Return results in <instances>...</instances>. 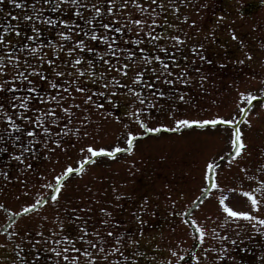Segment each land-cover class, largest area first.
<instances>
[{"label": "rangeland", "instance_id": "374dc122", "mask_svg": "<svg viewBox=\"0 0 264 264\" xmlns=\"http://www.w3.org/2000/svg\"><path fill=\"white\" fill-rule=\"evenodd\" d=\"M141 3L150 4V0H141ZM31 4L32 0H24V5ZM203 4L207 7H201ZM24 5L16 8L9 0H2L0 4V28L1 22L5 19L9 27L18 26L22 33L21 37H17L15 33H5L14 44L16 41L23 43L24 36L32 35V24L25 21L23 16L31 15L33 9ZM44 9L45 15L55 17L62 14L64 18H68V13L63 9L57 12H52L46 6ZM122 11L129 14L131 18L125 19L121 14L119 20L113 21L114 26L125 30L131 27L132 31L127 32V37L143 36L144 33L137 32V26L132 21L136 19L150 21L151 18L146 15L141 16L131 4ZM221 14L224 19L217 25V16ZM183 15H188L189 20H195L196 25L192 26L189 22L178 19ZM165 16L177 27L169 29L167 25L159 24L155 27L156 32L167 29L169 35H175L182 34L179 29H183V32L187 33L191 39L183 47L182 52L188 54V46L193 41H198L205 44V56L213 60L211 66L201 65L209 76L204 91L196 87L195 79L192 86H184V90L193 97L196 106L177 105V109L172 111L169 107L171 101L166 102L161 99L160 106L150 108V114H145L144 119L149 127L160 125H166V127H160L157 132H148L146 128L142 129L139 125H130L128 130L141 133L134 141L132 153H117L114 157L105 155L94 157V163H86L83 166V173L69 174L64 182L65 187L62 189L58 204L54 205L49 200L47 204H41L36 209H29L27 213L21 211L28 204L34 203L41 194L47 195L51 191L43 185L53 182L55 175L61 173L69 164L73 167L77 166V161L87 155V153H80L81 147L87 144H92L94 147H107L116 143L122 147L125 146L123 133L126 130L123 123L115 121L112 116H106L105 113L120 116L126 123L127 118L124 113L129 109L130 98L127 95H118L113 97L116 103H112L106 98L110 93L105 92L104 96L94 94L93 98L102 103L104 108L99 110L95 107L88 108L89 119L92 121L87 127L90 133L88 137L62 135V147L48 152L47 156L41 155L36 161L27 160L26 157L27 162L32 163L33 167L19 174V180L5 183L3 177H0V203L4 205L0 208V244L7 245L6 248H0V256L5 257L0 264H10L17 254L24 256L26 261L31 260V253L34 250L31 249L29 240L41 239L35 235L36 232L43 231L46 237H51L47 242L49 248L55 247L62 251L63 248L68 247L66 243L60 245L54 243V240L60 238L56 234L60 232L55 223L56 216L59 214L64 220L65 234L75 235L76 229L69 223L71 213L63 209L65 207L81 208L85 205L92 211L87 214L81 213V215L89 217L90 228H97L102 234L109 230L114 234L125 231L134 240H141L139 246L125 244L121 251L125 256H134L136 252H143L145 255L130 261L120 259L119 264H168L169 260L175 264L177 257H173L168 249L183 255L180 264H213L211 259L208 261L203 259L202 249L207 248L209 244H214L215 241L206 232L204 243L201 244L197 239L198 229L191 222L195 220L197 225L208 231L216 227L219 223L217 217L222 219L224 215L219 205L221 195L226 194L229 197L226 203L235 210L247 207L246 198L240 193L249 189L250 182L241 184L242 173L239 172L237 165L251 166L255 170L261 161L260 153L264 152V93H262L264 90V4L261 0H189L188 6L181 5L180 12L175 16L171 10L162 13L161 19ZM109 19L111 17L107 16L103 22ZM77 22L83 26V21L79 18ZM35 23L38 26L41 25L40 21ZM196 28L200 31L197 32ZM229 29L236 32L238 40L231 38ZM213 30L216 36L215 41L210 37L205 40L206 34ZM0 32L3 30L0 29ZM42 32L40 39L45 45L50 41L60 42L53 26H48L46 31L42 28ZM80 36L82 37L83 34L81 33ZM238 41H243L244 47H241ZM160 42L164 43L163 39ZM117 43L119 44L120 41L118 40ZM127 46L137 47L130 40L127 41ZM167 46L171 51V45ZM140 47H148L147 40ZM98 48L103 51L102 46ZM44 51L51 56L47 47ZM246 52L252 53L251 59L246 58ZM173 54L177 53L173 52ZM52 58L55 59V57ZM86 58L93 57L91 54H86ZM240 59L244 60L243 64L233 63ZM221 62L225 65L222 69L219 66ZM97 67L100 66L97 65ZM25 74L32 78L30 73ZM112 74L116 75V73ZM132 74L130 71L129 76L122 82L130 83ZM35 83L41 90L47 88V84L38 79ZM85 83L88 82L85 81ZM88 86L93 87L91 84ZM23 91L21 89V93ZM96 91H103L101 85L95 86L93 93ZM241 92H251L256 99L250 104L247 99L242 101L239 96ZM74 95L76 100L73 102L69 99L65 107L72 103H80L81 108L72 109L76 115L69 127L76 125L84 114L83 109L87 107L81 102L80 93H74ZM241 109L244 111L241 112ZM56 110L60 115L59 109ZM216 116L235 119L236 123L232 126L219 124L203 127L195 124L184 126L175 124V121L179 119L207 120ZM235 127L241 129L248 148L246 156L238 157L230 164L227 157L232 154L230 135ZM53 128L59 131V127L53 126ZM5 146H8L7 142L0 144V147ZM37 147L39 148V145ZM45 151L40 149L41 153ZM219 157H225V159L221 162ZM213 159H216L220 165L216 169L214 181L219 188L210 187L211 181L205 179V165ZM6 160L7 154L0 152V167ZM17 174L16 167H11L9 175ZM261 179H264V176H261ZM230 188L236 189V192H227ZM145 195L150 198V208L155 207L157 215L144 217L149 223L143 226L144 235L140 237L137 232L138 226L132 219L131 213ZM117 196L121 198L117 200ZM101 208L112 212L116 223L114 228L111 224L107 228L100 226V220L105 218L100 212ZM16 213H19V216ZM254 214L264 215V208ZM42 217H47V220H43ZM214 220L216 223H213ZM241 223L244 227L241 229L240 239H244V236L252 235V229L247 222L241 221ZM13 233H19V235H12ZM24 233L29 234L27 238L24 237ZM229 236L234 238L232 232H229ZM92 238L89 236V239ZM17 244L21 245L23 252L13 251ZM43 247V244L37 245L40 250H43ZM77 247L81 245L77 244ZM242 247L243 251L235 249L230 252V255L235 256L236 260H240L242 264H264V238L253 235L252 240H244ZM193 254L201 259L197 261L191 258ZM68 255L76 254L68 253ZM48 256H52L53 260L48 261L47 264H55V255L50 252H43L41 264H45V257ZM118 256L119 254L109 255V260H115ZM83 259L81 256V262ZM60 264L65 262L61 260ZM219 264H226V262L221 261ZM227 264H235V261L227 262Z\"/></svg>", "mask_w": 264, "mask_h": 264}, {"label": "snow or ice", "instance_id": "6c2138e0", "mask_svg": "<svg viewBox=\"0 0 264 264\" xmlns=\"http://www.w3.org/2000/svg\"><path fill=\"white\" fill-rule=\"evenodd\" d=\"M9 2L16 8L24 5V0H9ZM261 3L264 4V0H261ZM129 4L135 6L141 16L146 15L151 18L150 21L147 19L132 21L137 26V32L144 33L143 36L127 37V32L132 31L131 27L125 30L113 24V21L119 20L121 14L125 19L131 18L129 14L122 11ZM188 4L189 0H150V4L141 3V0H32L30 6L24 5L33 9L32 14L23 16L25 21L32 24V35L24 36L23 43L16 41L14 44L5 33H15L17 37H21L19 27L4 25L3 32H0V144L7 142L8 146L0 147V152L7 154V160L0 167V177H3L5 183L19 180V174L33 167V164L27 160L36 161L41 155L47 156L48 152L62 147V135L71 134L77 138L88 137L90 133L87 127L92 123L89 119L88 108L95 107L98 110L104 108L102 103L93 98L94 94L104 96L105 92H108L110 94L106 98L112 103H116L113 97L118 95H127L130 98L129 109L124 113L127 118L126 123L120 116L105 113L106 116H112L115 121L123 123L126 130L123 133L125 146L122 147L116 143L107 147H94L92 144L81 147L80 153H87V155L77 161V166L73 167L69 164L61 173L55 175L53 182L43 185L51 191L47 195L41 194L34 203L28 204L21 211L27 213L29 209H36L41 204H47L49 200L54 205L58 204L62 189L65 187L64 182L69 174L83 173V166L86 163H94V157L101 155L114 157L117 153H132L134 141L141 133L128 130L130 125H139L142 129L146 128L148 132H157L160 127H166V125L149 127L144 119L145 114H150V108L160 106L161 99L166 102L171 101L169 107L172 111L177 109V105L196 106L193 97L184 90V86H192L195 79L196 87L201 91L205 90V83L209 76L201 65L211 66L213 64V60L204 54L205 44L193 41L188 46V54H184L182 49L191 37L184 33L183 29H179L182 34L175 35H169L167 29L160 32L155 31V27L159 24L167 25L169 29L176 28L177 26L171 24L166 16L161 19V14L171 10L175 16L180 12L181 5L187 7ZM44 6L52 12L63 9L68 13V18H64L62 14L55 17L45 15ZM201 7H207V5L203 4ZM107 16L111 19L103 22ZM77 18L83 21V26L77 22ZM178 19L187 21L192 26L196 25V21L189 20L188 15H183ZM223 19V14L218 15L217 25ZM35 21H40L41 25L38 26ZM48 26L55 28L59 43L50 41L45 45L40 39L43 34L42 28L46 31ZM196 31L199 32L200 29L196 28ZM229 31L231 38L238 40L236 32L232 29ZM209 37L215 41L214 30L206 34L205 40ZM162 39L164 43L160 42ZM128 40L137 47L129 48ZM145 40H147L148 47H140ZM238 42L241 47H244L243 41ZM168 44L171 45V51ZM98 46H102L103 51H100ZM45 47L50 50L51 56L44 51ZM86 54H91L93 58H86ZM245 56L251 59L252 53L246 52ZM233 63L243 64L244 60H236ZM97 65L100 67L98 68ZM219 66L221 69L225 67L222 62ZM130 71L133 73L130 83H123V79L129 76ZM25 73H30L32 78L30 79ZM37 79L47 84V88L41 90L35 83ZM85 81L88 83L86 84ZM89 84L93 87L89 88ZM98 84L101 85L103 91L93 93V89ZM21 89L24 90L23 93ZM74 93L81 94V102L87 107L83 109L84 114L76 125L69 127L76 115L72 109L81 108L80 103H72L65 107L69 99L73 102L76 100ZM239 96L242 101L247 99L249 104L256 99L251 92H241ZM57 108L60 115L57 114ZM243 111L244 109H241V112ZM169 114L171 115V112ZM235 123V119L222 116L207 120L179 119L175 121V124L179 126L195 124L201 127L219 124L232 126ZM53 126L59 127V131H55ZM230 148L232 154L227 157L230 164L238 157L247 155L248 145L239 127H235L231 132ZM40 149L46 151L41 153ZM260 156L261 161L255 170L251 166L237 165L239 172L242 173L241 184L246 181L250 182L249 189L240 193L247 201L245 209L235 210L230 207L226 203L229 197L225 194L219 197V205L224 215L222 219L217 217L219 223L216 227L208 231L197 225L195 220L191 222L198 229L197 239L201 244L204 243L206 232L215 241L214 244H209L207 248L202 249L205 261L211 259L213 264H219L221 261H225L226 264L231 261H235V264H242L240 260H236L235 256L230 255V252L235 249L243 251L244 240H252L253 235L264 238V215L254 214L264 208V179H261V176H264V152H261ZM224 159L225 157H219L221 162ZM13 166L16 167L18 174L10 176L9 171ZM219 167L216 159L208 161L205 165V179L211 181L210 187L219 188V185L214 182L215 172ZM227 192H236V189L230 188ZM120 198V196L116 197L117 200ZM150 203V198L147 195L143 196L131 213L132 219L138 226L137 232L140 237L144 235L143 226L149 223L144 217L157 215L156 208H150ZM3 207L4 205L0 203V208ZM63 211L71 213L69 223L74 225L76 234L72 236L65 234V222L57 214L55 223L60 232L56 234L60 238L54 240V243L56 245L66 243L68 247L63 248L62 251L55 247L49 248L47 242L51 237H46L43 231L36 232L35 235L41 239L29 240L31 249L34 250L31 253V260L26 261L24 256L17 254L10 264H17V261L19 264H41L43 252L54 253L55 264H60L61 260L65 264H119L120 259L130 261L145 255L143 252H136L134 256L124 255L121 249L125 247V244L139 246L141 243L140 239L134 240L125 231L114 234L109 230L102 234L99 229L90 228L88 226L89 217L81 215V213L87 214L92 211L87 205L81 208L65 207ZM100 212L105 217L100 220V226L107 228L111 224L114 228L116 223L112 212L106 208H101ZM16 215L19 216V213ZM42 219L47 220V217H42ZM241 221L250 224L252 229V235H246L244 239H240L241 229L244 227ZM213 223L216 221L214 220ZM229 232L234 234V238L229 236ZM12 235H19V233ZM28 235L24 233L25 238ZM89 236L93 238L89 239ZM41 244L44 245L43 250L37 248V245ZM77 244L81 247H77ZM6 247V244H0V248ZM17 250L23 252L20 244H17L13 251ZM168 251L173 257H177L175 264H180L183 255H178L172 249ZM68 253L76 255L70 256ZM116 254H119L117 259L109 260V255ZM81 256L84 258L83 262H81ZM191 258L197 261L201 259L195 254ZM4 259L5 257L0 256V261ZM51 260H53L52 256L45 257V264ZM168 264H173L172 260H169Z\"/></svg>", "mask_w": 264, "mask_h": 264}, {"label": "trees", "instance_id": "16d2710c", "mask_svg": "<svg viewBox=\"0 0 264 264\" xmlns=\"http://www.w3.org/2000/svg\"><path fill=\"white\" fill-rule=\"evenodd\" d=\"M4 25H7V21L5 19L1 22V31L3 30Z\"/></svg>", "mask_w": 264, "mask_h": 264}]
</instances>
